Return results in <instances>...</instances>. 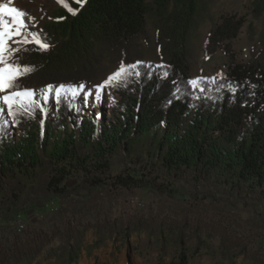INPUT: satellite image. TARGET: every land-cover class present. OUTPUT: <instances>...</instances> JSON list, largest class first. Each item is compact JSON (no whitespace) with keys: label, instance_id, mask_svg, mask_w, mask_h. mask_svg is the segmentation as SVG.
<instances>
[{"label":"trees","instance_id":"trees-1","mask_svg":"<svg viewBox=\"0 0 264 264\" xmlns=\"http://www.w3.org/2000/svg\"><path fill=\"white\" fill-rule=\"evenodd\" d=\"M210 1L85 0L81 7L76 0H66L76 15L58 7L40 28H29L50 45L47 51L34 43L12 44L21 49L15 54L19 63L35 69L19 79L20 89L45 92L38 99L43 111L17 115L18 123L3 104L0 211L20 218L28 209L70 202L75 190L65 181L74 171L91 176L83 182L85 189L101 187L103 181L91 172L106 170L119 149L130 152L141 138H148L172 180L190 177L199 185L264 203V0L252 2V16L261 19L262 27L249 60L237 62L228 43L238 35L242 20L224 17L207 33L203 51L212 57L221 49L227 56L226 70L212 78L192 77V40ZM148 23L154 28L156 62L144 60L135 50L136 41H147ZM105 55L114 58L115 71L121 62H141L140 75L130 76L126 87L108 88L118 99L107 123L84 115L90 98L85 101V94L104 74ZM197 78H202L205 92L189 83ZM61 84L85 88L74 99L67 93L57 104L47 86ZM128 179L120 183L140 187L143 182ZM143 183L159 193L175 192ZM91 227L96 226L66 220L49 232L14 235L8 246L0 247V264H31L56 238L61 242L56 250L59 263L75 264ZM98 246L96 241L89 249ZM187 259L182 253L176 264H187Z\"/></svg>","mask_w":264,"mask_h":264},{"label":"rangeland","instance_id":"rangeland-1","mask_svg":"<svg viewBox=\"0 0 264 264\" xmlns=\"http://www.w3.org/2000/svg\"><path fill=\"white\" fill-rule=\"evenodd\" d=\"M252 2L210 1L206 17L192 40L190 76L212 78L226 70L227 56L221 49L212 57H206L203 51L207 33L224 17L242 20L238 35L228 43L237 62L249 60L262 27L261 19L252 16ZM12 6L27 11L25 19L31 27L38 28L49 19L51 10L64 7L57 0H13ZM249 26L253 27L252 36H249ZM145 31L147 41H136L135 50L144 60L156 62L154 28L148 23ZM116 67L114 58L105 55L104 74L89 86L92 95L86 101L85 116L105 123L111 120V108L118 97L106 89L101 99L96 100L95 86ZM32 90L37 99L45 92ZM4 94L7 93H0ZM0 108H3L2 101ZM147 139L141 138L130 152L119 149L109 159L106 170L91 172L104 183L95 190H87L83 184L91 176L74 171L65 181L67 188L75 190L70 202L28 209L20 218L0 211L3 217L0 218V247L8 246L14 235L37 230L49 232L69 220L78 226H96L85 233L83 249L75 264H176L182 253L188 258L187 264H264V203L199 185L190 177L172 180ZM128 178L168 186L175 192L159 193L143 187V182L140 187H124L120 182H130ZM180 239L183 245L179 244ZM96 241L99 246L89 249ZM59 246L60 239H54L31 264H60L56 254Z\"/></svg>","mask_w":264,"mask_h":264},{"label":"snow or ice","instance_id":"snow-or-ice-1","mask_svg":"<svg viewBox=\"0 0 264 264\" xmlns=\"http://www.w3.org/2000/svg\"><path fill=\"white\" fill-rule=\"evenodd\" d=\"M57 2L62 4L71 15H76V10L69 7L66 0H57ZM84 2L85 0H76V3L80 4L81 7ZM12 4L13 0H7V2L0 0V93H7L0 95V101L7 106V114L12 116L13 120L18 123L19 121L16 120L17 115H33L36 108H40L41 111H43V108L35 96V90L20 89L19 79L30 75L35 69L33 66L21 65L19 63V58L15 54L21 49L18 47L13 48L12 44L26 45L34 43L42 51H47L50 45L43 42L38 33L29 31L31 26L25 19L28 14L22 8L12 6ZM24 50L27 51L28 49L25 48ZM140 63V61H137L135 64H124L121 62L115 72L95 86L96 100H100L102 92L108 88L126 87L130 76L140 75V72L137 70ZM201 79L197 78L189 81V83L193 89L198 88L200 92H205V88L200 86ZM213 82H215L214 78ZM84 88L85 85L83 84L79 85V88L63 84L55 88L52 85H48L47 93L54 91L56 103L59 104L67 93H70L74 99ZM90 95H92L90 92L85 94V101ZM44 99L46 101L48 96L45 95ZM4 111L3 108H0V114H3Z\"/></svg>","mask_w":264,"mask_h":264},{"label":"built area","instance_id":"built-area-1","mask_svg":"<svg viewBox=\"0 0 264 264\" xmlns=\"http://www.w3.org/2000/svg\"><path fill=\"white\" fill-rule=\"evenodd\" d=\"M18 225H19V224H18ZM18 225H17V226H18ZM19 226H21V225H19Z\"/></svg>","mask_w":264,"mask_h":264}]
</instances>
